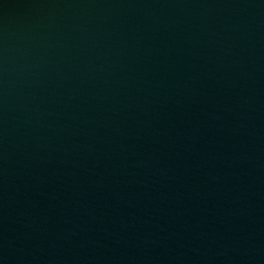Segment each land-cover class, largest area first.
Listing matches in <instances>:
<instances>
[{"label":"water","instance_id":"1","mask_svg":"<svg viewBox=\"0 0 264 264\" xmlns=\"http://www.w3.org/2000/svg\"><path fill=\"white\" fill-rule=\"evenodd\" d=\"M0 264H264V0H0Z\"/></svg>","mask_w":264,"mask_h":264}]
</instances>
